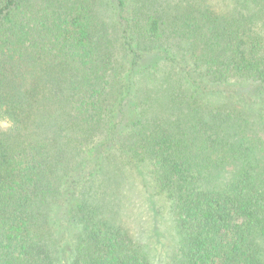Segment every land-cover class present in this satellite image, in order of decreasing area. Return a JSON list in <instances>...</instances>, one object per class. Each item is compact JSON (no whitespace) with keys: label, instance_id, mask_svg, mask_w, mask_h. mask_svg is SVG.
<instances>
[{"label":"trees","instance_id":"obj_1","mask_svg":"<svg viewBox=\"0 0 264 264\" xmlns=\"http://www.w3.org/2000/svg\"><path fill=\"white\" fill-rule=\"evenodd\" d=\"M0 264H264V0H0Z\"/></svg>","mask_w":264,"mask_h":264},{"label":"rangeland","instance_id":"obj_2","mask_svg":"<svg viewBox=\"0 0 264 264\" xmlns=\"http://www.w3.org/2000/svg\"><path fill=\"white\" fill-rule=\"evenodd\" d=\"M148 205H150L152 215H155L152 221L153 235L150 239L153 251L157 257L167 255L170 250H176V237L173 231L167 230L168 220H166L163 214L165 210L163 209V213L159 214L153 199L148 202Z\"/></svg>","mask_w":264,"mask_h":264}]
</instances>
